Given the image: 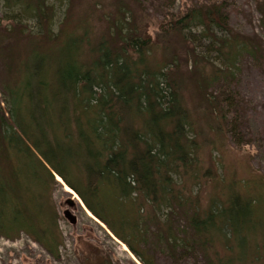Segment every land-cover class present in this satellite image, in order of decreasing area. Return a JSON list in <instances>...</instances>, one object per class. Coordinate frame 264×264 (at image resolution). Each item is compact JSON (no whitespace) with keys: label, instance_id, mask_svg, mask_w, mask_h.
Listing matches in <instances>:
<instances>
[{"label":"trees","instance_id":"trees-1","mask_svg":"<svg viewBox=\"0 0 264 264\" xmlns=\"http://www.w3.org/2000/svg\"><path fill=\"white\" fill-rule=\"evenodd\" d=\"M120 7L112 37L92 41L82 33L60 41L53 33L50 47L35 48L19 64L8 57V69L19 76L5 85L6 111L0 107V231L26 229L52 252L55 217L35 215L40 204L33 193L44 174L62 186L58 175L142 264H152L145 253L151 247L173 256L201 253L208 264H264V187L232 186L207 202L187 188L201 168L184 92V67H191L202 113L221 132L217 120L234 100L222 88L238 80L241 58H264V37L236 32L222 3L156 23V36L130 3ZM53 8L46 0H0L5 18L46 20L52 32ZM255 9L264 33V0ZM172 34L180 46L165 43ZM6 38L0 33V43ZM186 40L197 47L189 49ZM203 42L217 57L197 51ZM154 47L163 50L159 61L151 57ZM214 86L221 88L213 92Z\"/></svg>","mask_w":264,"mask_h":264},{"label":"rangeland","instance_id":"rangeland-1","mask_svg":"<svg viewBox=\"0 0 264 264\" xmlns=\"http://www.w3.org/2000/svg\"><path fill=\"white\" fill-rule=\"evenodd\" d=\"M46 1L49 10L51 6H54L55 10L56 24L55 28L52 26L53 32L46 20L42 24L26 18L27 16L11 20L5 18L7 15L3 14L4 9L0 11V33L7 36L6 40L0 43V107L4 111L7 107L3 101L5 85L19 76L8 69V57L19 64L35 48L50 47L55 39H50L48 35L53 33H58L60 41L70 34L82 33H88L92 41L101 35L112 37L110 27L122 17V0ZM123 1L130 3L135 14L148 22L147 28L152 34L155 33V36L160 26L156 24L158 22L169 21L200 5L222 3V13L236 32L264 37L259 26L260 16L255 9L256 0H175L174 3L170 0ZM162 40L165 39L162 37ZM160 42L159 39L156 43L162 44ZM181 42L180 38L173 34L168 35L165 40L167 45L174 48L180 46ZM196 45L193 40H186L189 49L193 50ZM208 48V44L203 42L197 51L206 54L210 59L217 57L212 51L208 53ZM153 49L151 57L161 60V47ZM178 52L181 55L186 53L185 48H180ZM202 62L204 66L208 64L206 60ZM239 67L241 70L238 80L222 88H228L234 95V100L231 101L232 105L224 108L226 118L217 120L222 128L221 132L213 130L202 113L201 100L197 94L199 83L190 78V70L194 69L184 67L185 75L188 76L184 91L185 100L196 125L201 168L197 182L188 180L187 188H193L194 192L199 190L205 202L210 197L225 196L232 186L241 192L250 191L253 182L258 184V190L264 187V58L255 60L244 56L239 62ZM220 88L214 86L213 92ZM222 89L220 91H223ZM58 177L55 175V179L60 182ZM40 180L44 184H35L33 198L40 206L34 213L43 216L50 212L55 217L57 240H53L52 229L49 230L48 237L52 252L26 229L13 230L9 234L0 231V264H140L129 248L126 246L125 250V244L114 238L105 224L88 214L77 193L75 194L79 199L66 190L64 183L60 182L62 186L56 184L50 175L44 174ZM68 210L76 217V223H71L66 217ZM3 219L6 218L3 216ZM40 238L43 240L44 236ZM222 245L217 244L218 251L223 250ZM145 253L152 264H208L206 257L201 253L195 255L181 252L179 256H173L164 247H151Z\"/></svg>","mask_w":264,"mask_h":264},{"label":"water","instance_id":"water-1","mask_svg":"<svg viewBox=\"0 0 264 264\" xmlns=\"http://www.w3.org/2000/svg\"><path fill=\"white\" fill-rule=\"evenodd\" d=\"M64 182L62 181V184H63ZM64 185L66 186V184L64 183ZM73 204V203H72ZM85 209H86V211L87 212H89V210L86 208V207H84ZM65 215H66V217L70 220V222L71 223H76V221H77V219H76V217L73 215V213H71V211H66V213H65ZM94 218H96L95 216H94ZM97 219V218H96ZM99 222H101L99 219H97ZM115 238V237H114Z\"/></svg>","mask_w":264,"mask_h":264},{"label":"bare ground","instance_id":"bare-ground-1","mask_svg":"<svg viewBox=\"0 0 264 264\" xmlns=\"http://www.w3.org/2000/svg\"><path fill=\"white\" fill-rule=\"evenodd\" d=\"M58 180L60 181V182H62V179L60 178V177H58ZM65 188H66V190L68 191V192H70V193H73V194H75V192L70 188V187H68L67 185L65 186ZM78 198L79 199V197L75 194V198ZM88 214L93 218L94 216L92 215V213L89 211L88 212ZM96 219V218H95ZM97 220V219H96ZM98 221V220H97ZM101 224H104L103 222H100ZM124 247V249L125 250H127V247H126V245H123ZM140 264H142V263H140Z\"/></svg>","mask_w":264,"mask_h":264}]
</instances>
